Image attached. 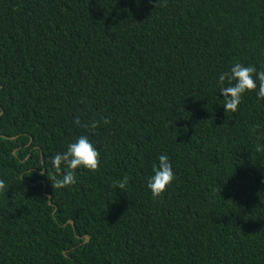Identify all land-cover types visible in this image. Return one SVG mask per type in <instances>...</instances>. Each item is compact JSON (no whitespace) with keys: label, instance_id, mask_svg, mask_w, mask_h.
<instances>
[{"label":"trees","instance_id":"1","mask_svg":"<svg viewBox=\"0 0 264 264\" xmlns=\"http://www.w3.org/2000/svg\"><path fill=\"white\" fill-rule=\"evenodd\" d=\"M236 61L264 68V0H0V264H264V100L226 114L216 85ZM82 134L99 169L54 189Z\"/></svg>","mask_w":264,"mask_h":264},{"label":"clouds","instance_id":"2","mask_svg":"<svg viewBox=\"0 0 264 264\" xmlns=\"http://www.w3.org/2000/svg\"><path fill=\"white\" fill-rule=\"evenodd\" d=\"M161 0H157L160 3ZM164 4L167 0H162ZM157 5V4H156ZM216 85L219 89V96H223L222 105L225 113H233L239 111L245 94L256 92L258 100H264V68L258 69L255 65L244 64L236 61L231 63L226 71L218 74ZM107 124L109 121L104 119ZM75 123L85 129H96L99 121H91L90 123H82L79 118ZM100 149L96 146L89 134H82L75 137L71 142L67 143L64 151L56 152L50 157L51 168L54 175H50L48 168L46 174L52 182L54 189L71 188L78 182L76 175L77 169H88L96 171L101 163ZM42 175L44 172L42 171ZM176 179L173 164L167 154H160L157 162L152 165V174L147 178V188L153 197L162 195ZM128 183V177L124 176L116 183V189L125 191ZM5 184L0 180V190H4Z\"/></svg>","mask_w":264,"mask_h":264},{"label":"water","instance_id":"3","mask_svg":"<svg viewBox=\"0 0 264 264\" xmlns=\"http://www.w3.org/2000/svg\"><path fill=\"white\" fill-rule=\"evenodd\" d=\"M48 196H49V199H51V196H50V195H48ZM69 222L72 223V224L74 225V222H73L72 220H70ZM86 240H87V241L89 240V237H88V236H86Z\"/></svg>","mask_w":264,"mask_h":264}]
</instances>
